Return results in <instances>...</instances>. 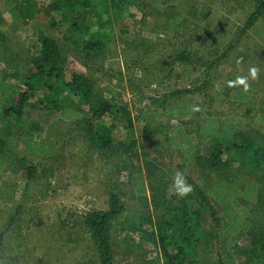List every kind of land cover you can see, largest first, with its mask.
Listing matches in <instances>:
<instances>
[{
	"label": "trees",
	"instance_id": "1",
	"mask_svg": "<svg viewBox=\"0 0 264 264\" xmlns=\"http://www.w3.org/2000/svg\"><path fill=\"white\" fill-rule=\"evenodd\" d=\"M247 1L253 3V9L240 34L264 18V0ZM175 2L7 0L15 20L28 25L44 15L52 27L63 28V33L57 38L40 33L29 43L30 51L24 52L0 28V172L17 162L24 169L26 179L33 180L40 165L32 159L55 157L56 141L42 136L43 124L26 120L34 112H53L60 120L69 122L81 131L88 147L96 148L106 158L133 151L137 142L131 138V132L136 120L143 122L142 138L149 140L151 134L162 135L171 148L179 150L183 159L199 168L201 177H187L194 190L180 198L171 188L173 179L166 177L168 164L144 154L148 181L141 175L139 165V175L129 172L126 178L135 183L131 198L142 200L143 210L126 220L127 227L119 226L127 232L123 255L130 263L124 264H134L139 259L143 260L139 264H264V129L254 128L243 120L221 122L211 113L212 100L216 99L214 92L219 90L225 99L240 102L245 116L255 112L256 92L229 88L230 79H212L214 70L233 45L206 64L205 79L199 87L173 91L168 94L169 99L167 96L159 101L152 99V105L141 109L137 118L120 99L116 86L107 83L99 87L92 75L104 70L106 44L111 37L108 30L123 10L133 6L141 15L162 17L163 28L170 30L177 26L178 20L186 19L184 14L173 13ZM194 9L191 7L188 14L193 15ZM70 53L75 54L87 71L67 73ZM172 56L171 62L183 63L189 61L192 53L183 49ZM209 88L211 91H206ZM197 92H203L201 103L193 97ZM194 106H199L201 111H192ZM14 119L17 128L11 123ZM160 120L176 123L160 129ZM203 140L211 143L209 152H193ZM124 167L127 169L128 165ZM178 168L182 171L183 165ZM119 184L111 183L107 209L90 211L83 217V225L95 245L98 264H119L112 228L127 211L119 189L122 183ZM149 204L156 210L155 222ZM15 215L10 217L9 225ZM147 224H152L153 229L146 228ZM6 231L0 232V244L6 241L10 245L14 236ZM131 233L138 234L139 241ZM243 237L248 240L246 245L239 244ZM145 242H151L161 256L151 260L143 257ZM237 255L244 260L238 261Z\"/></svg>",
	"mask_w": 264,
	"mask_h": 264
},
{
	"label": "rangeland",
	"instance_id": "2",
	"mask_svg": "<svg viewBox=\"0 0 264 264\" xmlns=\"http://www.w3.org/2000/svg\"><path fill=\"white\" fill-rule=\"evenodd\" d=\"M174 1L169 0V3ZM175 3L173 13L184 14L186 19L178 20V27L170 30L163 28L165 21L162 17L141 15L133 6L120 13L108 30L111 37L106 44L104 70L92 74L96 84L99 87H105L107 83L116 86L120 99L137 118L141 109L152 105V99L159 101L173 91L199 87L205 79L206 64L233 45L214 70L212 79L235 80L238 76H248L250 67H258L259 80L253 81L249 77V82L251 88L260 94V109L245 116L240 104L225 99L222 90H219L214 92L216 99L212 100L211 113L221 122L243 120L255 128L264 129V18L245 34H240L248 13L253 9L251 1L176 0ZM10 6L7 0H0V28L6 30L9 38L15 39L18 48L24 52L30 51L29 43L35 41L40 33L55 38L63 33V28L52 27L49 18L44 15L28 25L15 20L9 11ZM193 6L194 14H188ZM183 49L192 53L189 61L171 62L172 55ZM240 58L242 62L238 65ZM67 64L68 74L75 70L87 71L74 53L69 54ZM217 85L214 86L218 88ZM193 97L201 103L204 95L197 92ZM170 99L173 100L172 97ZM30 116L27 115L26 120L29 118L43 124L42 136L56 141L57 153L52 159H32L40 165L39 174L33 180L26 179L24 169L17 162L10 163L0 172V232L9 229L6 233L14 236L10 245L1 241L0 264H98L95 245L83 225V217L90 211L108 208L112 182L122 183L119 189L123 197L120 196L127 206V211L114 222L112 228L116 259H122L119 264L130 263L127 256L123 259L128 243L124 240L127 232L119 226L124 224L127 227L126 220L138 210H143V206L140 205L142 200L131 198L130 192L135 183L126 179L129 172L139 175V165L141 175L146 178L144 154H147L148 158L154 157L168 164L166 177L173 179L179 165H183L181 172L186 177H201L199 168L183 159L179 150L171 148L162 135L151 134L149 140L142 138L143 122L136 120L131 132V138L137 142L133 151L106 158L96 148L87 146L79 129L60 120L53 112H34ZM11 123L13 128H17L16 119ZM175 123V120H160L158 125L162 129ZM155 146L159 148L155 149ZM210 148L209 140H203L193 152L197 150L204 154ZM117 165L120 168H116ZM124 165L128 168L125 169ZM149 206L155 222L156 210ZM13 215L15 219L9 225ZM145 226L152 228V224ZM131 235L139 241L138 234ZM247 242L245 237L239 240L240 245ZM145 247L152 249L149 257L159 254L152 243L146 242ZM236 257L238 261L244 260L241 255Z\"/></svg>",
	"mask_w": 264,
	"mask_h": 264
},
{
	"label": "clouds",
	"instance_id": "3",
	"mask_svg": "<svg viewBox=\"0 0 264 264\" xmlns=\"http://www.w3.org/2000/svg\"><path fill=\"white\" fill-rule=\"evenodd\" d=\"M241 62H242V58L237 60L238 65ZM249 77L253 81L259 80L260 69L256 66L250 67L248 76H238L236 77L235 80H229L227 81V86L229 88L242 87L243 91L247 93L251 90V84L249 82ZM192 111L199 112L201 111V108L199 106H194ZM171 188L174 194L180 198L189 196L194 190L192 185L187 182L186 175L179 170H177L173 175V183L171 185Z\"/></svg>",
	"mask_w": 264,
	"mask_h": 264
},
{
	"label": "crops",
	"instance_id": "4",
	"mask_svg": "<svg viewBox=\"0 0 264 264\" xmlns=\"http://www.w3.org/2000/svg\"><path fill=\"white\" fill-rule=\"evenodd\" d=\"M226 79H230V80H233V79H231V78H226ZM252 89V88H251ZM254 92H256V94H257V96H258V99H257V104H256V107H255V112L256 111H258L259 109H260V104H261V98H260V94L256 91V89L255 88H253L252 89ZM238 104H240V102H238ZM253 114V113H252ZM251 115V114H250ZM246 123V122H245ZM252 127H254L253 125H251ZM255 128V127H254ZM260 128V127H259ZM258 129V128H257ZM148 195H149V190H148ZM151 243V242H150ZM153 245V244H152ZM146 246V242L145 243H143V247L144 248H146L145 250H146V252H144L143 251V254L145 255V256H143V257H145L147 260H151V259H155L156 257H159V256H161V253L160 254H158V255H156V256H152V257H149L148 256V254H150V252L152 251V249L150 248V249H148V247H145ZM155 247V246H154ZM156 248V247H155ZM124 256H126V255H123V259H124ZM132 257L134 256V255H131ZM143 260H141V259H139V261L137 260V261H135V262H142Z\"/></svg>",
	"mask_w": 264,
	"mask_h": 264
}]
</instances>
